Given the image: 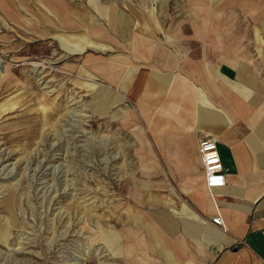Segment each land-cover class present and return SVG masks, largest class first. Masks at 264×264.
I'll use <instances>...</instances> for the list:
<instances>
[{
    "label": "rangeland",
    "instance_id": "obj_1",
    "mask_svg": "<svg viewBox=\"0 0 264 264\" xmlns=\"http://www.w3.org/2000/svg\"><path fill=\"white\" fill-rule=\"evenodd\" d=\"M216 32L263 53L264 0H0V264L135 260L159 190L127 83L145 37L183 56Z\"/></svg>",
    "mask_w": 264,
    "mask_h": 264
},
{
    "label": "crops",
    "instance_id": "obj_2",
    "mask_svg": "<svg viewBox=\"0 0 264 264\" xmlns=\"http://www.w3.org/2000/svg\"><path fill=\"white\" fill-rule=\"evenodd\" d=\"M93 30L89 21L88 38ZM207 34L183 56L145 37L143 67L127 83L137 152L159 190L128 263L264 264V47L246 58L236 45L230 55L224 32ZM204 136L216 139L226 173L214 189L199 153Z\"/></svg>",
    "mask_w": 264,
    "mask_h": 264
},
{
    "label": "built area",
    "instance_id": "obj_3",
    "mask_svg": "<svg viewBox=\"0 0 264 264\" xmlns=\"http://www.w3.org/2000/svg\"><path fill=\"white\" fill-rule=\"evenodd\" d=\"M199 153L202 159L206 186L209 189L223 186L226 183V173L216 139L210 136L202 137L199 141ZM215 220L220 223L222 217L219 215Z\"/></svg>",
    "mask_w": 264,
    "mask_h": 264
},
{
    "label": "bare ground",
    "instance_id": "obj_4",
    "mask_svg": "<svg viewBox=\"0 0 264 264\" xmlns=\"http://www.w3.org/2000/svg\"><path fill=\"white\" fill-rule=\"evenodd\" d=\"M61 14V16H62V13H60ZM84 16V15H83ZM84 19H85V21L87 22V23H89V19H88V17H86V16H84ZM34 65H37V62H34L33 63ZM134 242H137V238L134 240Z\"/></svg>",
    "mask_w": 264,
    "mask_h": 264
}]
</instances>
